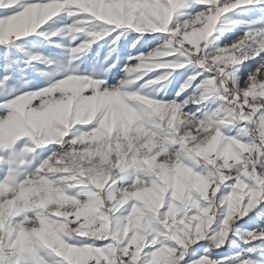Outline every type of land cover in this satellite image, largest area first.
I'll use <instances>...</instances> for the list:
<instances>
[{"label":"rangeland","instance_id":"obj_1","mask_svg":"<svg viewBox=\"0 0 264 264\" xmlns=\"http://www.w3.org/2000/svg\"><path fill=\"white\" fill-rule=\"evenodd\" d=\"M101 1L0 0V264H264V247L243 245L264 232V0H179L168 23L153 22V0H123L116 24ZM29 111L70 117L36 131ZM166 150L197 162L192 192L211 208L169 261L170 248L123 241L130 196H160L136 189Z\"/></svg>","mask_w":264,"mask_h":264},{"label":"bare ground","instance_id":"obj_2","mask_svg":"<svg viewBox=\"0 0 264 264\" xmlns=\"http://www.w3.org/2000/svg\"><path fill=\"white\" fill-rule=\"evenodd\" d=\"M101 2L104 3V5L106 6V9L108 11V12H106L107 14L105 13L106 14L105 15V17H106L105 20H106V22H108L107 24H109L110 22L111 23L113 22V23L116 24L123 17V15H125L124 14V6H125V4H124L123 0H109V2H105L104 0H102ZM180 5H182V4H181V2L179 0H153V2L151 4V9H150L151 13H152L153 22L158 23L159 20H164L165 23H168L169 20L174 18L175 13L177 12L178 7ZM30 8L31 7H29V9ZM33 8L34 7L31 8L32 12H33ZM29 9H26L27 12H28L27 14L25 13L26 15L23 14L22 16H19V18L22 19V18L27 17L28 14H29V11H30ZM89 9L92 10L93 8H89ZM63 12H65V11H63ZM93 13H95V12H93ZM18 15H21V14H18ZM16 16L17 15H15V17ZM61 16H62V14H61ZM64 16H65V14H64ZM19 18L18 17L17 18H13V16H11V19L9 20L10 25H11V26L9 25L10 26V30H11L12 33H14L16 35L23 33L27 29L26 25H24L26 23V21H25L24 24H22L21 22L18 21ZM43 18H44V16H41L39 19H43ZM100 18H102V16ZM25 19H27V18H25ZM31 21H33V20H31ZM122 21H124V20H122ZM32 23H34V22H32ZM30 26H32V25H30ZM164 27H165V25H164ZM70 34H71V32H70ZM96 34H98V33H96ZM209 38H211L210 35H209ZM197 41H198L197 39H191L190 40V42L195 43V44H197ZM161 44H163V43H161ZM245 45H247L246 42L244 43L243 46H245ZM238 50H239V47L233 52V56H235L237 54ZM255 56L256 55H253L251 57L252 62L255 60ZM245 65L246 64H244L243 66L245 67ZM78 68H79L78 63L74 64L73 67H70L71 70L72 69H78ZM62 69L65 71L64 67H62L61 70ZM243 70H245V68H243ZM64 71H62V72H64ZM251 85L252 84L249 81L248 84L246 86H244L242 89L248 91V90L251 89V87H252ZM71 87H72L70 89L71 93H72L71 96L73 98H76L77 94H75V92H73L72 90H78V86L71 85ZM78 94H79V92H78ZM68 95H69V93H68ZM67 99H68V97H67ZM78 99H80V98H78ZM50 100H49V102H47V104L50 103V102L51 103L54 102L55 99L51 98ZM69 101H71L70 104H72V102H73V104L75 103V101H72L71 99ZM70 104H69V106H70ZM76 104L73 105V110L74 111H79V107ZM86 104H88V103H86ZM117 104H120V106H125L126 105V103L123 102V101H120V103H117ZM110 106H111V109L110 110L108 109V112L113 110V108H116V104H114V105L110 104ZM22 107H23V105H22ZM22 107H20V109H22ZM23 111H25V110H23ZM30 111H29V113H31V114H29L28 116L26 115L28 117V122L31 121L28 124H30L29 125L30 127H34V130L36 129V131L37 130L38 131H43L45 128H49V129L53 128L54 129L55 126L57 127L58 125H60L62 123L65 125V124H67V122H65L66 118L68 120V118L70 117L69 113H67L66 118H65V116H64L65 114L63 112V114H64L63 116H64L65 119L62 117V114H59L57 116L58 118L54 117V115H55L54 114V115H52L53 117H51V118L47 117V118H43V119H35L36 115H33V113L30 112ZM80 111H81V109H80ZM75 115H77V112L75 113ZM76 117H77L76 118V120H77L79 116L77 115ZM17 118H19V117H17ZM26 122L27 121H25V123ZM28 124H27V126H28ZM65 126H67V125H65ZM23 128H24V126H23ZM57 129H58V127H57ZM61 132H62V130L59 131L58 133H53V136H55V139L52 138L53 139L52 142H56L57 140L62 139V137L60 136ZM64 132H63L62 136L64 135ZM39 138L40 139H44V140L46 139V137L43 138L41 134L39 135ZM11 141H13V139ZM163 154H165L166 160L158 161L153 156L148 161V163L150 164L149 171L151 172L150 174H152V176L149 177V180H148L147 183H145V181H143V183L140 186V188L136 189V190H139L142 193H145L146 195L148 194V192H150V195H152V194H160V196L159 197L157 196L156 199H154V200L145 202V201H143L142 198L136 196L135 193L133 194L134 196H132L130 194L132 196V197L130 196V199H134V200H138L139 199L140 202L139 201L138 202L139 203H143V205L140 206V205H138L139 203L135 204L134 206L132 205V211L137 209V211L134 214V216L130 217V219L128 220V223L130 224L131 229H132V233H131V236H128L126 233H124L123 235L125 236V239L123 241L127 243L126 244L127 248L125 249L124 252H126L128 250V248L131 247V245H134L136 248H141V251L139 252V254H141L143 249H146L147 247L154 248V252H155L156 255H159L158 252H160V251L162 252V250L170 248V254H171L170 257L169 258H166V257L163 258L164 260H168L169 261V260H172L171 258L174 255V253L176 252L175 251V243H174L173 240L175 238H177V237H189L192 234V232H194V231L197 232V231L201 230L204 227L203 225H206L209 222V220H210L211 208L208 205H203L201 203L202 202L201 199L192 192L193 178L197 175V173H195V171L193 170L192 167H196L197 162H194L195 166H188V168H187L186 165H188L190 162H188L187 160H183L182 161L181 157L178 154L174 155L173 160H171V158H172V152L171 151L166 150V151L163 152ZM169 161H171V162H169ZM178 163H180V164H178ZM178 165H180V166H178ZM190 165H192V164L190 163ZM125 172H127V171H125ZM125 172H123V173H125ZM142 178H143L142 176L141 177L137 176L134 179V181L137 182L136 185L138 184V182H141L143 180ZM172 178H175L176 180L178 179L177 180V186L178 187L177 186H175V187H171L170 186L169 181ZM203 194H205V193H203ZM239 206H240V211L242 210V208L244 209L243 202ZM151 213L153 215H155L156 217H158V219L159 218L161 219V221H160L161 226L159 227V231L158 230H154V227L151 225V221L153 219V215ZM244 213H245V211H244ZM227 219H228V216H227ZM8 229H9V234H10V232L11 233L13 232L12 230H10V228H8ZM11 229H12V227H11ZM0 230L1 231L4 230L3 226L0 228ZM19 232L24 234L20 230H19ZM14 233H15V231H14ZM234 243H235V240H234ZM235 244H233V245H235ZM168 245H170V246H168ZM61 246H62V244H61ZM65 246H66V244H65ZM66 247H68V244H67ZM66 247H64L65 250L67 249ZM70 248L73 249V251H76L74 246L70 247ZM66 252H64V253H66ZM137 257H139V255ZM137 257H136L135 260L138 259ZM65 262H67V261H65Z\"/></svg>","mask_w":264,"mask_h":264},{"label":"crops","instance_id":"obj_3","mask_svg":"<svg viewBox=\"0 0 264 264\" xmlns=\"http://www.w3.org/2000/svg\"><path fill=\"white\" fill-rule=\"evenodd\" d=\"M259 230H263L264 231V228H255L254 231H253V233L258 232ZM245 233L246 232H243L242 234H245ZM244 242H246V241H244ZM252 243L253 244H251V242L250 243H243V245H246L247 246L246 248H247L248 251H249V249H252L253 248V245H255V244H256L257 247H264V232H258L257 235H256V237H255V240L252 241ZM241 247L243 248L242 245H241ZM224 252L227 253L228 252V248ZM241 253H242V251H241ZM217 260H219V259H216V261H214V262L217 263Z\"/></svg>","mask_w":264,"mask_h":264}]
</instances>
